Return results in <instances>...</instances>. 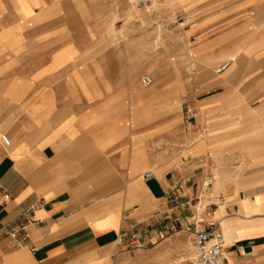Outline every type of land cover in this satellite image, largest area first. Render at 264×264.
I'll return each instance as SVG.
<instances>
[{
    "label": "crops",
    "instance_id": "crops-1",
    "mask_svg": "<svg viewBox=\"0 0 264 264\" xmlns=\"http://www.w3.org/2000/svg\"><path fill=\"white\" fill-rule=\"evenodd\" d=\"M186 3L195 19L196 54L219 61L243 54L237 42L251 34L244 26L260 20H243L250 0ZM103 7L101 0H0V264H167L161 235L174 220L192 216L221 222L228 264H264V177L257 171L247 164L230 175L224 160L215 161L214 185L201 197L210 214L182 209L193 201L191 183L194 188L206 173L196 177L191 160L145 171L147 135L133 143L127 122L138 98L124 70L102 63ZM219 88L192 103L208 134L189 149L218 162L222 136L264 135L254 124L244 126L257 116L249 104L264 96L238 94L235 81L221 80ZM173 115L169 125L176 127ZM224 120L243 127L211 125ZM30 205L36 206L32 236L13 247L4 226L25 220ZM126 230L139 231L144 247L118 244Z\"/></svg>",
    "mask_w": 264,
    "mask_h": 264
},
{
    "label": "rangeland",
    "instance_id": "rangeland-1",
    "mask_svg": "<svg viewBox=\"0 0 264 264\" xmlns=\"http://www.w3.org/2000/svg\"><path fill=\"white\" fill-rule=\"evenodd\" d=\"M186 1L157 0L152 14L135 8L130 0H101L104 7L99 27L100 45L102 63H115L124 70L122 75L127 82H131L133 95L138 98V102L133 104L132 120L127 122L133 131V143L140 138L139 134L147 135L150 163L145 171L160 164L173 166L178 160H191L196 177L206 171L194 188L191 187L193 183L190 185L192 203L187 201L182 205L185 212L192 207L200 213L203 209L199 210V205L205 203L201 197L206 196L214 185L206 188L203 183L208 175H213L211 169L215 161L220 163L224 160L230 175L243 172L248 164L249 171H257V175L264 177V150H258L264 146L257 145H264V135L246 137L248 139L236 134L222 136L226 146L217 156L219 162L211 153L198 154L189 150L208 134L204 124L198 121V113L192 110L196 97L218 93L221 80L235 81L240 95L264 96V0H250L252 4L242 13L245 21L251 17L260 18L252 19L244 26L245 29L251 28V34L242 36L237 42L238 50L244 49L243 54L234 52L220 61V57L212 53L200 55L194 52L198 42L193 34L195 19ZM190 15V22L179 24L181 18ZM218 30L223 29H213L212 32ZM227 61L229 64L222 69ZM234 64H238L237 68L229 72ZM144 74H151L154 82L144 85L141 82ZM258 87L261 90L259 93ZM263 98L258 103L249 104L248 107L254 109L257 116L253 119L250 115L251 119L245 121V127L252 128L254 124L258 131L264 132ZM149 109L153 111L150 118L147 117ZM189 111L194 115L191 119L187 117ZM174 112L178 117L176 127L169 125L174 120ZM212 124L223 126V129L243 127L235 120L211 121ZM253 139L257 144L252 143ZM247 140L252 142L246 143ZM244 141L246 151H241L240 143ZM185 220L189 219L174 220V230L164 233L167 264H190L195 256L194 242L182 228Z\"/></svg>",
    "mask_w": 264,
    "mask_h": 264
},
{
    "label": "built area",
    "instance_id": "built-area-1",
    "mask_svg": "<svg viewBox=\"0 0 264 264\" xmlns=\"http://www.w3.org/2000/svg\"><path fill=\"white\" fill-rule=\"evenodd\" d=\"M133 5L148 13L155 11V0H130ZM191 16H185L180 19L179 24L190 22ZM144 85H150L154 82L151 74H144L141 78ZM193 114L189 111L188 118H193ZM3 139L8 143L7 135H3ZM153 171L149 170L145 173L146 177H151ZM213 184V175H208L203 185L206 188L211 187ZM35 205H30L24 210L26 219L18 223H8L4 226L7 235L10 238L13 247L20 248L26 245L27 241L31 238L32 232L30 225L36 223V220L30 216L35 210ZM212 209L211 204L205 206L204 210L210 214ZM182 228L190 235V238L195 245V256L190 261V264H228L224 254L225 237L220 228V222L216 219L204 220L203 218L191 217ZM167 232L174 230L173 226L166 227ZM164 237V234L161 235ZM118 244H128L129 248L136 249L144 247L142 235L139 231L126 230L118 236ZM35 250V248H34Z\"/></svg>",
    "mask_w": 264,
    "mask_h": 264
},
{
    "label": "bare ground",
    "instance_id": "bare-ground-1",
    "mask_svg": "<svg viewBox=\"0 0 264 264\" xmlns=\"http://www.w3.org/2000/svg\"><path fill=\"white\" fill-rule=\"evenodd\" d=\"M155 3H157V0H155ZM134 6V5H133ZM135 7V6H134ZM136 8V7H135ZM192 18V17H191ZM185 24H187V23H185ZM264 42V41H263ZM229 64V61H227V62H225L223 65H222V69L223 68H225L227 65ZM209 203H200V205H199V210H202V209H204L205 208V206L206 205H208ZM220 222V221H219ZM220 225H222L221 224V222H220Z\"/></svg>",
    "mask_w": 264,
    "mask_h": 264
}]
</instances>
